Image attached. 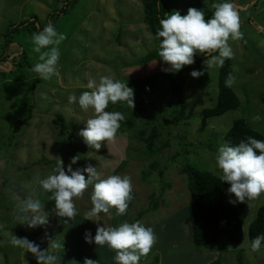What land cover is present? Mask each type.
<instances>
[{"label":"rangeland","instance_id":"rangeland-1","mask_svg":"<svg viewBox=\"0 0 264 264\" xmlns=\"http://www.w3.org/2000/svg\"><path fill=\"white\" fill-rule=\"evenodd\" d=\"M41 1L26 7L19 0L0 2V264H37L34 254L11 244L14 235L26 237L41 250H47L53 240L63 245L51 249L57 264H67L77 251L98 257L102 264H115V252L87 243L85 232L94 237L97 225L118 227L137 220L154 229L152 249L161 262L151 264H264V246L253 252L248 233L264 206V193L246 200L250 212L243 244L233 245L223 236L218 245L197 247L186 223L190 192L186 176L181 174L189 164L219 177L215 156L238 119H248L251 129L264 137V0H232L243 33L242 39L229 40L235 77L230 87L239 97L240 107L207 120L203 112L214 108L219 99L220 68L207 71L204 64L190 65L189 73L183 76L180 107L172 80L177 73L163 71L167 65L159 61L139 64L159 47L143 21L142 0ZM217 2L221 0H162V6L167 15L177 10L185 15L190 7L214 12L211 5ZM19 21L25 23L24 28L7 38ZM48 23L66 39L59 45L58 74L43 80L31 71L38 60L32 50V34ZM15 45L19 46L18 54L13 50L18 48ZM193 70H203L204 75L194 78L190 75ZM103 75L128 83L134 90V108L129 106L121 113L135 125L128 130L120 122L114 141L109 145L102 142V148L95 150L79 135L94 111H83L78 103H69L68 97L91 91L87 88L89 79L99 82ZM116 104L109 103L106 111ZM29 115L31 120L20 132H14L15 124ZM154 126L158 138L148 155L144 150ZM77 155L80 160L72 165L74 170L91 164L101 178L130 177L132 198L125 215L117 216L112 208L108 214L101 212L94 217L97 222L85 220L92 207V185L74 198L78 214L73 219L56 215L52 193L44 191L38 179L52 174L60 160L67 170ZM84 175L87 179L88 174ZM29 199L44 206L46 225L29 228L22 223V208ZM158 204V210H151Z\"/></svg>","mask_w":264,"mask_h":264},{"label":"clouds","instance_id":"clouds-1","mask_svg":"<svg viewBox=\"0 0 264 264\" xmlns=\"http://www.w3.org/2000/svg\"><path fill=\"white\" fill-rule=\"evenodd\" d=\"M207 2V0H205ZM213 15L205 20V12L196 8H189L185 15L174 11L166 18L160 20V28L156 37L160 41L158 55L167 67L165 72L177 73L186 65L194 64L196 54H207L203 61L206 70L222 68L225 61L232 59L234 52L229 40L238 41L243 38L240 31V17L236 5L232 0H221L213 3ZM66 39L64 33L57 31L56 27L48 23L41 31L32 34L33 52L38 54V60L31 71L37 73L43 80H49L58 74L60 59L59 45ZM213 53H217L213 55ZM151 64H156L151 63ZM12 68V65L9 64ZM190 75L199 78L204 75L203 70H193ZM235 77L229 74L225 81L231 86ZM87 88L79 97L72 94L68 97L69 103H78L83 111L92 109L94 117L86 120V127L81 129L79 135L90 148L100 150L102 142L107 145L114 141L120 128V122L125 119L118 111H106L109 103H126L134 108V90L120 80L111 76L99 77V82L89 79ZM259 120V117H256ZM80 160L79 155L71 159L65 170L63 160H60L46 178L38 179L41 188L52 193L55 201L56 215L73 219L78 213L74 198H79L84 191L93 186L91 194V209L85 214V220L95 221L101 212L108 214L115 208L117 216L126 214L131 200L132 183L129 176L110 175L101 178L97 167L89 164L85 168L73 169L72 165ZM215 168L218 170L221 182H227L230 187L229 194H234L236 202H245L257 199L264 193V140L247 137L238 145L232 146L225 142L219 146L215 156ZM84 173L88 174L85 178ZM95 181V183H94ZM22 223L29 228H36L48 223V215L44 206L38 200H26L22 208ZM85 241L95 243L99 247L107 246L115 252V264H140L142 257L148 256L156 242L154 229L145 226L141 221L124 222L118 227L97 225L93 237L90 231L85 232ZM14 247L31 252L38 264H57V257L51 249L60 248L61 244L50 242L47 250L29 241L26 237L14 235L11 238ZM264 243V234L257 235L251 240V250L258 252ZM83 264H97L96 261L86 258Z\"/></svg>","mask_w":264,"mask_h":264},{"label":"trees","instance_id":"trees-1","mask_svg":"<svg viewBox=\"0 0 264 264\" xmlns=\"http://www.w3.org/2000/svg\"><path fill=\"white\" fill-rule=\"evenodd\" d=\"M70 1V0H69ZM144 18L143 21L147 25L148 30L155 37L158 46L160 41L156 37L157 29L160 28V20L167 17V12L163 11L162 0H142ZM69 3L65 5L66 8L69 7ZM205 12L206 20L209 19L214 12ZM56 12L51 14V17L55 15ZM67 11L65 12V14ZM38 22L37 18L34 20ZM24 24H19V26L14 27L8 37H12L13 32L24 28ZM26 28V27H25ZM36 30L37 27L35 26ZM43 27L40 26V29ZM38 32V31H37ZM6 38V39H7ZM10 40V38H9ZM159 47L156 51H153L143 60L139 61L141 65H148L153 61H159L160 57L158 55ZM214 54V53H213ZM23 56L26 55L25 52L22 53ZM207 54H196L194 57V66H200L203 61L207 58ZM164 63V62H163ZM190 65L184 66L176 76L172 78L173 80V91L175 93V99L180 103L182 107V86L184 83L183 76L189 73L188 68ZM8 68V67H7ZM232 62L231 60H226L223 67L220 68V75L218 80L219 88V99L216 106L212 109H207L203 112L204 119H210L213 117H220L225 115L230 111H235L240 107V99L235 94L233 89L225 85V81L229 74L232 75ZM12 74V73H10ZM7 76V75H5ZM121 112L122 110L130 109V107L125 103H119L112 105L107 111ZM31 113V109L29 110ZM139 111L136 112L135 117H138ZM180 120V117L178 118ZM31 120V115L24 118L22 121L15 124L14 132L18 133L21 131L22 127ZM123 127L128 130L134 128L135 123L128 120L121 121ZM68 133H71L70 128L67 129ZM254 137L259 140H264V137L251 129L248 119H238L234 121L233 126L227 133L225 140L232 146L238 145L240 141L246 140L247 137ZM158 138L157 130L154 126L152 134L146 141L145 153L151 155L153 152L154 142ZM181 174L186 176L188 182V189L190 192V202L188 207V217L186 218V223L191 227V238L192 242L197 247H204L210 245H218L221 242L223 236L229 239V242L233 245H241L244 242V226L249 216V205L245 202L232 203L235 200L234 194H229L227 189L230 185L227 182H221L219 177L209 173L199 171L193 166L186 164ZM163 176V172H161ZM162 183V182H161ZM159 208L158 205H154L151 210L156 211ZM149 210V211H151ZM142 216V215H141ZM249 239L250 241L255 239L257 235L264 234V206H262L257 214V217L252 221L249 226ZM251 243V242H250ZM264 246V243H262ZM88 258L96 261L97 264H102L99 258L94 255H89L84 251H77L73 256H71L67 264H83L84 260ZM238 260L241 258L238 256ZM38 264V262H37Z\"/></svg>","mask_w":264,"mask_h":264},{"label":"crops","instance_id":"crops-1","mask_svg":"<svg viewBox=\"0 0 264 264\" xmlns=\"http://www.w3.org/2000/svg\"><path fill=\"white\" fill-rule=\"evenodd\" d=\"M2 0H0V2H1ZM56 1V0H55ZM19 2H21L22 4H21V6L22 7H26L27 5H35L36 3H37V0H19ZM41 2H45L44 0H42ZM18 24H20V21L19 22H17ZM15 47H18V48H13V50L15 51V53H17L18 54V51H19V46H17V45H15ZM23 50H25V49H22V52H23ZM16 54V55H17ZM6 72H8V71H6ZM156 258H158L157 260H155ZM159 260H160V262H161V258H160V256H159V254H158V252L156 251V250H151V252L148 254V256L146 257V258H142L140 261H141V263L140 264H151V262L152 261H155V262H159ZM208 264H212V263H208Z\"/></svg>","mask_w":264,"mask_h":264}]
</instances>
